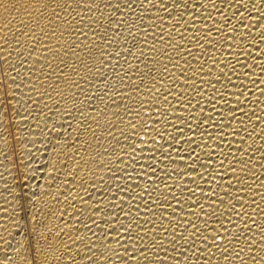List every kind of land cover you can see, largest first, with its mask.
I'll return each mask as SVG.
<instances>
[{
  "label": "bare ground",
  "instance_id": "bare-ground-1",
  "mask_svg": "<svg viewBox=\"0 0 264 264\" xmlns=\"http://www.w3.org/2000/svg\"><path fill=\"white\" fill-rule=\"evenodd\" d=\"M0 264H264V0H0Z\"/></svg>",
  "mask_w": 264,
  "mask_h": 264
}]
</instances>
